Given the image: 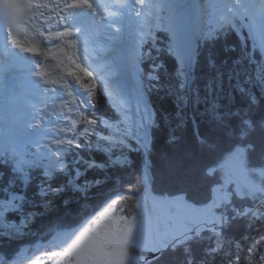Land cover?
Returning a JSON list of instances; mask_svg holds the SVG:
<instances>
[{
	"label": "trees",
	"instance_id": "obj_1",
	"mask_svg": "<svg viewBox=\"0 0 264 264\" xmlns=\"http://www.w3.org/2000/svg\"><path fill=\"white\" fill-rule=\"evenodd\" d=\"M243 30L241 35L225 25L201 37L189 78L169 29H155L147 38L140 59L150 113L142 139L146 151L128 134L111 99L85 81L91 109L66 149L62 169L48 175L43 159L31 150L24 169V162L18 167L14 150L0 154L2 264L86 225L115 199L123 216H137L139 200L149 193L145 174L153 196L183 198L197 207L214 202L223 184L219 167L238 149L245 152L248 169L261 179L264 51ZM231 194L217 209L221 223L207 225L201 235L165 249L147 264H264V200Z\"/></svg>",
	"mask_w": 264,
	"mask_h": 264
},
{
	"label": "rangeland",
	"instance_id": "obj_2",
	"mask_svg": "<svg viewBox=\"0 0 264 264\" xmlns=\"http://www.w3.org/2000/svg\"><path fill=\"white\" fill-rule=\"evenodd\" d=\"M175 4L176 5H174V1L170 0H155L154 6L156 10L151 21V26L157 28L164 25L165 28L169 29L176 53L179 56V61L183 68L184 76L189 78L188 73L191 64L195 60L196 48L199 42L198 38L203 35L205 22L202 19L197 20L195 24L201 23L202 26L198 25L197 28L192 31L193 37L188 35L189 24H185L187 16H185L183 12L181 13L182 5ZM149 13L150 17H152L151 12L146 11V14ZM237 21L240 24H244L245 30L247 31L246 33H249L254 45L264 51V27L262 25H258L257 27L255 23L251 24L248 22L245 24L242 16L236 19L231 16L227 18L226 22L221 24L227 23L226 25L228 26H234L238 29V33L243 35L242 31L244 30L238 28ZM206 32L205 36L211 35L209 29H207ZM144 41L145 39H142L140 44L142 45ZM139 56L140 53L138 52L137 57ZM133 63L134 69L131 70L132 73L138 72L140 67L139 62L135 60ZM68 64L71 65L73 63L66 62V65ZM72 75H75L81 84L83 83L84 80H81L82 72L79 69L74 68V71L69 76L70 81L74 79ZM98 82H100L99 79L95 84H92L100 87L111 99L114 106L120 112V116L123 120L122 123L126 126L128 134L135 135L137 142L144 151H146V143L143 142L142 139L146 136L145 132L149 123L150 113L145 101L141 79L138 78V87L135 86L133 88V94H129L127 97H121V95L117 93L116 95L108 94V92L105 91L106 87L102 84H98ZM82 90L85 100H83V106H80L77 110V117L79 120L81 117L85 116L86 106L88 105L90 108V93L85 83ZM117 127H119V124H115L114 129ZM78 134L79 131L76 132L75 136ZM70 139L71 136L68 135L65 141H70ZM73 143L74 141L64 145V150L70 148ZM41 144L47 147L45 151L40 147L39 152H37V149H35L37 145L34 146V149L31 147L38 155L37 159L42 157L46 159L56 158L57 161H55L53 165L55 168L62 169L65 161L63 162L64 159H60L64 153L56 155V147L50 142L38 143V145ZM18 157L19 168H21L23 162V169L25 168V164H28L29 167V162L25 160L26 158H24L21 153H18ZM44 169L48 175L52 174V169H47L45 166ZM219 169L224 173L223 184L216 189L215 200L209 206L197 207L187 203L183 198L171 199L155 197L150 191V179L144 176L147 182L146 186L149 188V193L146 197L139 200L138 206L140 212L137 216L133 218L123 216L118 209L119 199H115L105 205L104 208L100 209L92 219L87 221L88 224L86 223L84 226L90 229L91 232L93 231L92 233L102 238L107 244L130 243L151 251H164L169 247L180 245L195 236L201 235L203 228L207 225L212 228V225H217L222 222L223 215L220 214L217 209L220 208L222 204L230 201L233 191L242 198L256 197L259 202L264 200V183L261 181L264 179V170L258 171V176L261 179H257L254 176L257 173L251 172L247 167L246 156L243 150L238 149L228 155ZM6 226L9 229L11 228L10 224ZM57 239L58 238L51 239L48 243H38L30 254L28 250L24 251L25 253L21 252L20 256L15 258L10 264H61V261L64 259L66 264H70L67 263V261L70 262L69 254L64 251L62 252L61 248L63 247L56 243ZM57 260H59V262ZM2 263L3 261L0 260V264ZM87 264H89V262ZM92 264H96V262H92Z\"/></svg>",
	"mask_w": 264,
	"mask_h": 264
},
{
	"label": "water",
	"instance_id": "obj_3",
	"mask_svg": "<svg viewBox=\"0 0 264 264\" xmlns=\"http://www.w3.org/2000/svg\"><path fill=\"white\" fill-rule=\"evenodd\" d=\"M99 10L117 0H87ZM69 252L73 264H81L84 257L93 260L104 258L103 264H146L158 258L162 251H151L132 244H107L86 226L65 233L60 242Z\"/></svg>",
	"mask_w": 264,
	"mask_h": 264
},
{
	"label": "bare ground",
	"instance_id": "obj_4",
	"mask_svg": "<svg viewBox=\"0 0 264 264\" xmlns=\"http://www.w3.org/2000/svg\"><path fill=\"white\" fill-rule=\"evenodd\" d=\"M73 1H75L76 2V5H78V6H80V5H83L85 8H84V12L85 13H90V8H89V3L86 1V0H73ZM124 1L125 0H117L116 2H114V3H112L109 7H105L104 8V10L101 12V16L102 17H104V18H106V17H111L112 19H114L113 20V22L115 21V18H116V16L118 15V13H119V10H120V8H122V9H124ZM165 1V0H164ZM240 1H242V0H240ZM247 0H245V2H246ZM126 3L128 4V5H132V7H136V3H133L132 2V0H126ZM242 3H244V1L242 2ZM253 3L254 4H258V6L259 5H261V7H262V10L264 9V0H248L247 2H246V5H245V7H247V10H249L250 11V9L252 10V5H253ZM198 3H196V4H194V6H196ZM72 9H75V7H72ZM140 14H141V12H139ZM260 14L261 15H263L264 14V11H261L260 12ZM141 17V15L139 16V18ZM261 17V16H260ZM163 21V20H162ZM199 22V21H198ZM260 22H258V24H259ZM73 26V25H72ZM131 36L133 37V39H137L136 37H137V35L135 36V34L134 33H132L131 34ZM126 39V37L124 38V40ZM85 48L86 49H88V47H86L85 46ZM125 50H126V48H125ZM126 52H127V50H126ZM80 53H83V50L82 49H80ZM127 55V54H126ZM105 58V57H104ZM72 77L74 78V81H71L72 83L73 82H78L79 83V79H77L76 78V76L75 75H72ZM70 80V79H69ZM75 92H77V95H79V90H76ZM66 98V97H65ZM31 121H32V119H31ZM32 127L33 126H37V124L36 123H34V124H32L31 125ZM0 129L2 130V131H4L5 129H6V127L5 126H3V125H1L0 124ZM1 135H2V137H0V145H2V143L4 142V141H6V140H4L3 139V136H5V134H4V132H2L1 133ZM68 157V156H67ZM93 232V231H92Z\"/></svg>",
	"mask_w": 264,
	"mask_h": 264
},
{
	"label": "flooded vegetation",
	"instance_id": "obj_5",
	"mask_svg": "<svg viewBox=\"0 0 264 264\" xmlns=\"http://www.w3.org/2000/svg\"><path fill=\"white\" fill-rule=\"evenodd\" d=\"M64 236H65V234H64V233H61V234L57 237L58 239H57L56 243L60 244V240H61L62 238H64ZM96 236H97V235H96ZM105 243H106V242H105ZM126 244H130V243H126ZM119 245H123V244H119ZM132 245H135V246L141 247V246L136 245V244H132ZM62 247H63V248H61L62 252L64 251V252H67V253L69 254V252H68V250L66 249V247H65V246H62ZM141 248H142V247H141ZM54 249H55V248H54ZM143 249H144V248H143ZM69 257H70V255H69ZM104 260H105L104 258L97 259V260H92V258L86 256V257L83 258L81 264H87L88 262H89V264H92V262H96V264H103ZM57 261L59 262V260H57ZM69 261H70V262L67 261V263L73 264V260L71 259V257H70ZM61 264H66L65 259H64L63 261H61Z\"/></svg>",
	"mask_w": 264,
	"mask_h": 264
},
{
	"label": "built area",
	"instance_id": "obj_6",
	"mask_svg": "<svg viewBox=\"0 0 264 264\" xmlns=\"http://www.w3.org/2000/svg\"><path fill=\"white\" fill-rule=\"evenodd\" d=\"M145 176H147V175L145 174Z\"/></svg>",
	"mask_w": 264,
	"mask_h": 264
}]
</instances>
